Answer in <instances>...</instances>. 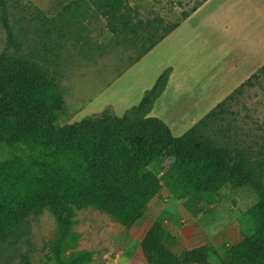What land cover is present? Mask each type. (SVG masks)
Returning a JSON list of instances; mask_svg holds the SVG:
<instances>
[{
	"label": "trees",
	"instance_id": "16d2710c",
	"mask_svg": "<svg viewBox=\"0 0 264 264\" xmlns=\"http://www.w3.org/2000/svg\"><path fill=\"white\" fill-rule=\"evenodd\" d=\"M206 1L193 6L182 20ZM77 4L86 7L83 13L94 10L102 16L114 36H130L131 42L140 46L134 64L180 24L177 22L163 31L156 28L138 32L136 28L144 25L133 23L123 0H78ZM5 7V0H0V9ZM70 16L71 20L77 17L75 13ZM6 29L7 44L16 47L11 28ZM170 72L167 68L153 87L144 92L139 105L120 118L105 111L56 128L55 122L64 107L56 80L36 57L2 52L0 144L10 149L21 144L27 153L0 161V244L15 240L30 215L48 210L57 224L49 261L90 264L91 251L82 250L65 257L66 250L77 239L73 232L76 211L93 209L125 229L134 226L162 188L159 177L149 166L161 157L181 170L193 162L211 143L210 126L224 113L227 102L241 88L251 86V79L257 75H252L194 126L175 137L164 121L149 116L165 90ZM225 188L247 189L256 195L257 201L247 215L258 225V231L222 255L209 245L188 249L181 256V264H210V254L216 255L220 264H264V155L258 157L250 148L236 145L229 157L197 187L185 185L178 177L169 183L174 197L198 202L205 194H218ZM142 246L162 258L172 256L164 245L159 226L149 230ZM23 263L30 264L26 256Z\"/></svg>",
	"mask_w": 264,
	"mask_h": 264
},
{
	"label": "rangeland",
	"instance_id": "374dc122",
	"mask_svg": "<svg viewBox=\"0 0 264 264\" xmlns=\"http://www.w3.org/2000/svg\"><path fill=\"white\" fill-rule=\"evenodd\" d=\"M123 1L133 23L144 25L136 28L140 32L156 28L163 31L177 22L181 25L182 16L202 0ZM248 1L212 0L203 11L210 12L215 27L230 32L233 43L240 42L261 22L250 11ZM5 3V9H0V55L3 52L34 56L56 80L64 99L56 128L76 123L87 102L123 72L128 71L129 84L138 91L141 76L149 77L147 71L151 64H174L180 70L181 32L171 40L174 47L164 43L147 62L134 67L140 46L131 42L130 36H114L105 19L94 10L83 13L86 7L82 5L81 9L78 0H5ZM74 13L77 17L71 20L70 15ZM6 26L14 34L16 47L7 44ZM247 58L248 55L246 61ZM256 74L251 86L241 88L227 102L224 113L210 126L211 143L193 162L181 170L161 157L149 166L159 177L162 188L141 220L125 229L93 209L76 211L73 232L77 239L66 250L65 257L86 250L93 253L90 264H181V256L188 249L209 245L222 255L244 237L255 234L259 227L247 215V210L257 199L250 190L225 188L218 194H205L198 202L174 197L169 183L178 177L185 185L197 187L229 157L236 145L250 148L258 157L264 155V68ZM176 84L180 93L179 76ZM217 100L205 107L204 112ZM189 123L184 125V130L191 126ZM183 132L173 131V136L179 137ZM26 153L21 144L13 149L0 144V161ZM155 225L163 233L164 245L172 251L170 258L151 254L142 246ZM56 235L57 224L48 210L30 215L15 240L0 244V264H24V256L30 264H53L49 261L50 245ZM208 261L220 264L213 254L208 256Z\"/></svg>",
	"mask_w": 264,
	"mask_h": 264
},
{
	"label": "crops",
	"instance_id": "0c3cea01",
	"mask_svg": "<svg viewBox=\"0 0 264 264\" xmlns=\"http://www.w3.org/2000/svg\"><path fill=\"white\" fill-rule=\"evenodd\" d=\"M211 1L204 2L134 66H141L147 62V59L164 43L168 47H174V41L171 40L181 32L182 52L179 71L174 64L153 63L147 71L149 77L141 76L138 91L129 84L126 77L128 71L123 72L124 74L116 77V81L109 82L98 96L87 102L75 122L95 117L93 115H101L108 110L114 116L122 117L129 109L139 105L144 92L150 90L157 78L170 68L165 90L155 101L149 116L155 115V118L164 121L172 134L173 131L185 133L242 83L256 74L264 66V0L248 1L250 11L261 22L251 30L247 38L235 43L232 42L230 32L215 27L210 12L203 11ZM206 13L209 14L206 16ZM178 76L180 93L176 86ZM214 100L217 101L204 112L205 107L211 105ZM187 122H190L191 126L184 130Z\"/></svg>",
	"mask_w": 264,
	"mask_h": 264
}]
</instances>
